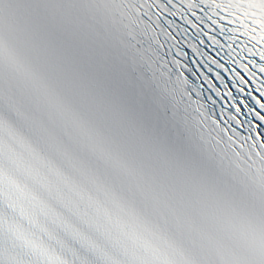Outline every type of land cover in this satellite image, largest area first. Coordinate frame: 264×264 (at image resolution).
Wrapping results in <instances>:
<instances>
[{"label":"snow or ice","instance_id":"6c2138e0","mask_svg":"<svg viewBox=\"0 0 264 264\" xmlns=\"http://www.w3.org/2000/svg\"><path fill=\"white\" fill-rule=\"evenodd\" d=\"M255 2L264 6V0ZM29 76V70L24 67L15 49L0 42V161H7L8 164L7 168L0 167V196L9 200L10 207L15 208L21 200H28L44 215L55 217L56 209L42 198L40 189L51 192L57 181L67 184L68 180L42 152L45 148L58 151L65 148L62 142L65 134L70 135L73 141L91 138L92 134L74 117L48 127L28 111L13 89L18 80L28 79ZM260 131L264 133V121H260ZM17 172L31 180L35 190L22 187ZM50 176L55 179H50ZM97 208L99 211L98 203ZM20 210L27 215L22 205ZM104 217L107 224L112 225L107 209L104 210ZM117 226L115 235L111 228H106V238L118 252L110 256L106 264H264V233L254 234L246 252L236 254L210 238H202L199 243H185L157 233L146 234L147 230L142 229L134 219L127 222V230L125 224L119 221ZM9 231L19 243L0 247V264H29L17 248L30 247L35 254L39 246L20 228L10 226ZM46 264H68V261L48 256Z\"/></svg>","mask_w":264,"mask_h":264}]
</instances>
